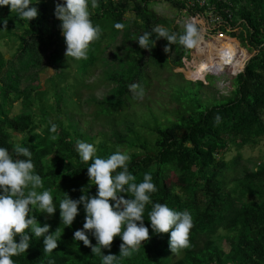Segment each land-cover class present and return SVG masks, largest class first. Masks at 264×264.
Here are the masks:
<instances>
[{
    "label": "trees",
    "instance_id": "trees-1",
    "mask_svg": "<svg viewBox=\"0 0 264 264\" xmlns=\"http://www.w3.org/2000/svg\"><path fill=\"white\" fill-rule=\"evenodd\" d=\"M187 1L190 0H97L98 7L93 9L88 0L90 19L94 26H100L101 35L90 44L87 60L67 58L76 63L77 70L76 78L70 82L61 22L54 15L55 4L64 1L32 0L30 7L38 9V17L29 22L11 13L10 6H0V40H4L6 48H17L10 59L0 52V147L7 148L14 159H25L13 153L17 143L31 151L34 171L43 181V188L37 191H50L57 207L51 217L36 211L32 214L41 226L49 224L50 232L58 229L59 233L58 248L51 253L43 251L42 238L29 233L30 247L26 253L12 257L14 264H99L100 259L90 248L73 241L75 231L64 228L59 215V203L65 193L72 199H79L84 192L96 194V186L87 174L91 161H81L76 151L78 140L92 145L97 140L95 156L102 159L116 151L128 154V169L136 183L150 172L158 189L150 194L152 203L146 205L144 212L150 240L142 242L139 251L127 258L128 264H264V159L247 162L241 154L229 161L224 159L232 147L238 151L244 146L253 149L264 141V0H208L212 11L224 20V28L239 26L234 36L244 48L256 52L232 81L233 90L227 96L201 98V83L186 81L177 74L183 84L175 85L173 98L178 96L177 104L183 101L186 106L177 105L174 119L164 124L154 126V120L148 129L153 138L141 137L128 126L133 125V117L121 130L109 129V133L102 131L100 136L89 135L76 122L64 120L74 111L69 93L95 66L103 67L104 79L113 85L112 101L100 102L98 106V113L111 121L113 108L116 112L133 102L129 85H141L145 83L141 76L149 75V71L155 73L153 62L157 58L163 61L161 69L169 71L178 66L189 51L178 41L171 45L172 62L165 65V56H160L155 46L149 52L136 41L145 32L156 41L153 29L157 25L177 36L184 34L155 14L150 5L167 3L179 13ZM207 7L189 10L203 11ZM128 13H132L131 17ZM4 19L7 29H3ZM116 23L125 27L118 30ZM117 41L119 46L110 51L112 56L106 60L103 53ZM123 50L126 54L118 57ZM116 58L119 61L115 62ZM43 59L59 67L44 90L40 84H33L43 72ZM50 98L52 103H48ZM207 99L214 102L202 108ZM15 100L21 102L23 112L9 117ZM142 107L141 117H154L148 103ZM217 115L221 118L219 123L214 119ZM51 124L57 125V133L50 132ZM39 125L43 126L41 132H37ZM52 135L57 138L51 139ZM157 202L191 214L190 246L182 249L178 258L171 257L170 233L157 234L151 229L148 213ZM84 219L81 204L74 221L84 223ZM15 239L19 242V236ZM121 243L119 236L114 238L112 254H119Z\"/></svg>",
    "mask_w": 264,
    "mask_h": 264
},
{
    "label": "clouds",
    "instance_id": "clouds-1",
    "mask_svg": "<svg viewBox=\"0 0 264 264\" xmlns=\"http://www.w3.org/2000/svg\"><path fill=\"white\" fill-rule=\"evenodd\" d=\"M198 1L200 0L187 1L186 7L179 13L176 12L179 16L177 18L179 23L176 24L184 26L183 21L191 13H194L189 9L198 7ZM39 2L40 0H37L36 3ZM206 2L208 3V0ZM31 4H33L32 0H0V6H10L11 13L15 12L19 19L28 22L38 17V9L30 7ZM190 5L193 6L190 7ZM91 7L93 9L98 7L97 0H91ZM54 15L61 22L59 28L66 44L65 57L73 58L76 61L87 60L90 44L98 40L101 35L100 26H94L90 19L88 0L57 2ZM3 25V29H7V19L3 20ZM114 27L122 30L125 25L116 23ZM235 29L231 28V31L235 33ZM153 31L157 35V40L168 41V45L164 48L166 53L177 41L180 45L189 48L188 55L183 56L180 64L173 67L172 70L180 74L186 81L201 83L202 87L215 86L218 93L223 96H227L233 90L232 81L244 71L248 61L256 53L254 51L255 53L241 67V70L237 74H233L232 72L240 68V65L237 68L231 65L233 63L231 58L234 57L235 52L232 45L229 44L231 41H228L227 44L219 48L221 50L214 49L215 52L205 59L198 55L201 56V61L195 63V67L187 69L186 65L190 63L191 58L190 51L193 50L192 47L198 39L195 25L187 24L183 29L185 33L179 36L176 33H170L168 29L160 25H157ZM150 36L151 33L145 32L136 41L141 49L149 52L155 45V40H150ZM225 36L240 44L228 31L225 32ZM241 48L243 49V46ZM212 55L221 56L222 59L213 58ZM209 64L212 65L209 66ZM141 77L145 83L129 85V90L134 94L132 101L142 100L145 93L148 92L147 89L151 87L152 80L149 75ZM156 78V83L161 81L157 76ZM135 80L138 81V77ZM165 82L171 81L166 79L161 83L169 86L173 98L175 85ZM181 82L183 84V81ZM161 83L158 85L160 86ZM112 98L110 95L101 102L110 103ZM213 102L210 101L211 104ZM175 104L176 109L172 110L173 113L179 109L177 102ZM115 110L116 107L110 113L114 114ZM111 119H114V116ZM214 119L219 123L221 118L217 115ZM154 120L156 121L154 126L159 125L157 120ZM50 132L57 133L56 124H51ZM50 138L55 140L57 137L52 135ZM76 151L82 162L91 161L87 167V174L89 181L96 186V194L90 196L82 190L84 194L79 199H72L65 193L58 207L61 223L64 228L70 227L75 231L73 241L83 242L85 248H90L87 249L100 259L99 264H128L127 258L133 252L139 251L143 245L142 242L150 240L149 228L144 224V212L146 205L152 203L150 194L158 190L153 183V177L150 172L145 173L142 182L136 183V177L129 172L130 156L126 153L116 151L107 159H102L95 156L94 145L79 140L76 142ZM13 153L16 157L25 159H14L13 154L7 148L0 147V264H14L13 256L27 252L32 239L29 233L37 239H43L45 253H51L57 249L59 241L58 229L55 232H50V225L41 226L35 215L32 214L33 211H36L46 213L51 217L55 214L57 207L50 191L45 190L42 193L37 191V189L43 188V181L41 176L34 171L31 151L17 143L13 147ZM117 169L120 170L117 171ZM124 194L128 198H125ZM81 204L85 211L84 223L74 221L79 214V205ZM148 215L153 232L157 234L170 233L168 244L172 253L171 257H180L178 253L190 246L189 232L193 226L190 212L187 210L175 211L167 205L157 202L153 204ZM17 236H19V242H16ZM117 236L122 240L119 246L120 252L112 254L110 248ZM173 254L177 255L173 256Z\"/></svg>",
    "mask_w": 264,
    "mask_h": 264
},
{
    "label": "rangeland",
    "instance_id": "rangeland-1",
    "mask_svg": "<svg viewBox=\"0 0 264 264\" xmlns=\"http://www.w3.org/2000/svg\"><path fill=\"white\" fill-rule=\"evenodd\" d=\"M60 1H64V0H60ZM150 9L159 17H163L165 21L167 20V22H172L170 23L171 27H174L175 29L178 28L179 30L185 29V27L182 24L179 25L176 24L179 23L177 22L178 21L177 18H179L178 14H176L177 11L172 7H170L167 3L154 4L150 7ZM131 15L132 13H128L127 16L131 17ZM238 29H240V27L236 26L235 33H238ZM119 44H120L119 41H117V43L113 47L107 49L103 53V56L106 60H109L111 58L112 55L110 51H114L115 46H119ZM166 45H168V41L162 39H158L157 41H155V45H154L158 49L159 55L165 56L166 60H164L165 61L164 65L166 64V62L169 61V59H173V56L170 53V51H172V48L167 53L164 51ZM16 49L17 48L14 47L6 48L4 44V40L2 39L0 40V52L6 58L9 59L12 58V56L15 54ZM248 52L252 53L249 50ZM122 54L125 55L126 51L125 50L121 51L118 57H121ZM42 57L45 58V55L42 54ZM200 59L202 58L196 59V63H198ZM64 60H66L68 65H70L67 70L70 73L67 81L70 82L77 76V70L75 67L76 63H73L72 60H67V58H65ZM160 60L161 58H157L153 62L154 64L153 69L155 73H153L152 71L148 72L149 78L152 80V84L151 87L147 89L148 92L145 93L144 98L142 100L136 99L135 101L132 102L134 103V105H131L132 104L131 103L127 107L120 108L118 111L114 112V114H112V116H114L113 121H111L110 118H107L104 115L98 113L99 103L101 102V100L111 95L113 85L109 84L104 79L103 67L100 65L95 66L88 75L84 76L80 80V84L75 85L74 89L70 92V93L73 92L75 95L69 93V97H70L69 101L73 102L74 111L72 116L69 112L68 113L69 119L65 117L64 120L67 123H69V121L76 122L80 126V128L86 131L89 135L97 134L98 136H100L102 131H106L109 133V129H112L113 131L121 130L122 127L126 126V121L132 119L133 117L132 120L133 125L129 123L128 126L132 128L141 137L147 136L149 138H153L148 132L149 131L148 129L154 123V119H156L159 124L166 123L168 119L173 120L174 113L172 110L176 109L175 103L176 102L178 103V96L177 98H172L171 94L173 93L169 88V86L164 83L162 85L161 82L167 79L170 80L171 82H165V83H168L170 85L182 84L180 78L177 75L178 73H176L174 70L167 71L166 69H161V64L163 61ZM117 61H119L118 58L115 59V62ZM150 63L151 61H149L148 64ZM43 65H44L43 72L39 74L38 80L33 82L34 85L40 84L42 86L41 88L42 90L46 89V87L48 88L50 83L47 80L51 76H53L57 71V68H59L51 65L45 59H43ZM156 76L160 78L161 81L156 83L157 80ZM160 83L161 85L159 86L158 84ZM195 89H196V85H195ZM210 95L214 96V98H218L219 96H221V94L218 93V90L216 89L215 86H212L211 88L203 86V88L200 90V97L203 98ZM173 99L175 102L173 101ZM52 102L53 100L52 98H50L48 103H52ZM209 102L210 99H207L205 101V104L202 105V108L207 107V104ZM144 103H148V105L152 107V113L154 114V117L148 115L145 117H141V114L143 113L141 109H143L142 105ZM181 104L185 105L183 103H180L178 105ZM9 110H10L9 117H14L17 114L22 113L23 110H22L21 102L19 100L12 101V105L9 108ZM61 118L63 121V115ZM113 122L118 123L120 127L119 128L115 127ZM139 125H141V127H139ZM42 129L43 126L39 125L37 132H41ZM95 139H98V137H95ZM97 143L98 142L96 140L94 141L93 145L96 147ZM237 154H241L243 156L244 161L254 163L255 161L260 160L259 162H261V160L264 159V141L259 143V145L253 149L244 146L241 150L238 151V149L232 147L224 155V159L226 161H229L230 159H233ZM253 168H256V165ZM257 169L258 168H256V170ZM227 179L231 181L229 177H227Z\"/></svg>",
    "mask_w": 264,
    "mask_h": 264
},
{
    "label": "built area",
    "instance_id": "built-area-1",
    "mask_svg": "<svg viewBox=\"0 0 264 264\" xmlns=\"http://www.w3.org/2000/svg\"><path fill=\"white\" fill-rule=\"evenodd\" d=\"M192 6L193 5H190V7ZM197 6L198 8H201L203 6L208 7L203 12L195 11L194 13H191L187 17V19L183 21L184 27L189 23L194 24L198 33L197 43L192 47L193 50L190 51V63H187L186 68L189 69L195 67L196 59L201 58V56H203L204 59L209 57L215 52L214 49L216 51L221 50L219 48L222 45H225L228 43V41H231V43L229 44L232 45L235 52L234 57L231 58L233 60V63L231 65L236 66V68L240 65V68H238L235 72L232 73L237 74L241 70V67L244 66V64L250 59L252 54L255 52L253 51L252 53H249L247 48L243 47L242 49L240 44L225 36V32L231 31V28L229 26H226L224 28V20L212 11L213 6H209L206 0L198 1ZM211 57H219L222 59V57L218 55H212ZM211 65L212 64H209V66Z\"/></svg>",
    "mask_w": 264,
    "mask_h": 264
},
{
    "label": "crops",
    "instance_id": "crops-1",
    "mask_svg": "<svg viewBox=\"0 0 264 264\" xmlns=\"http://www.w3.org/2000/svg\"><path fill=\"white\" fill-rule=\"evenodd\" d=\"M236 28V27H234ZM229 33L234 37V39H237L238 40V37L237 36H234L233 32L232 31H229ZM239 41V40H238Z\"/></svg>",
    "mask_w": 264,
    "mask_h": 264
}]
</instances>
